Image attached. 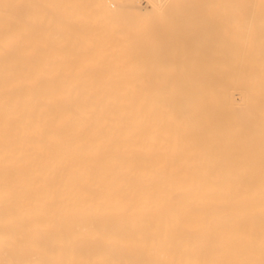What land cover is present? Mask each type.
Returning a JSON list of instances; mask_svg holds the SVG:
<instances>
[{
  "label": "bare ground",
  "instance_id": "6f19581e",
  "mask_svg": "<svg viewBox=\"0 0 264 264\" xmlns=\"http://www.w3.org/2000/svg\"><path fill=\"white\" fill-rule=\"evenodd\" d=\"M259 5L0 0V260H259Z\"/></svg>",
  "mask_w": 264,
  "mask_h": 264
},
{
  "label": "snow or ice",
  "instance_id": "6c2138e0",
  "mask_svg": "<svg viewBox=\"0 0 264 264\" xmlns=\"http://www.w3.org/2000/svg\"><path fill=\"white\" fill-rule=\"evenodd\" d=\"M5 7H12L10 5H5ZM15 7H20L19 5ZM52 7V6H49ZM217 8H236L239 10L240 16L229 18L230 22L238 23L240 18L247 14L250 8L255 7L254 5H249L246 3H241L237 5H214ZM260 15L262 26H264V0H260ZM254 37L249 33V46L253 41ZM13 49L9 48L6 50V55H11ZM261 71L264 73V27H262L261 32ZM7 126V122H6ZM5 175L11 178V169L5 170ZM259 179H260V233H259V260L254 258L255 255V236L252 230H249L244 236V243L247 250V255L244 258L238 259H224L223 249L216 242L213 236L208 238V249L214 253V258L205 259H190V260H180V261H160V260H136V261H114V260H96V261H62V260H42V259H3L0 260V264H264V118H262L261 124V134H260V156H259ZM243 183H247L248 179L243 178ZM7 195V193H5ZM24 247L23 244L20 246Z\"/></svg>",
  "mask_w": 264,
  "mask_h": 264
}]
</instances>
